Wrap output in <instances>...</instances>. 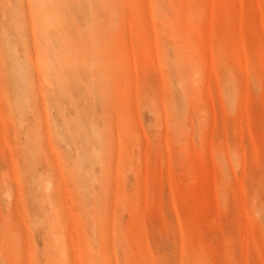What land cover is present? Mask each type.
<instances>
[{
    "label": "rangeland",
    "instance_id": "1",
    "mask_svg": "<svg viewBox=\"0 0 264 264\" xmlns=\"http://www.w3.org/2000/svg\"><path fill=\"white\" fill-rule=\"evenodd\" d=\"M0 264H264V0H0Z\"/></svg>",
    "mask_w": 264,
    "mask_h": 264
}]
</instances>
